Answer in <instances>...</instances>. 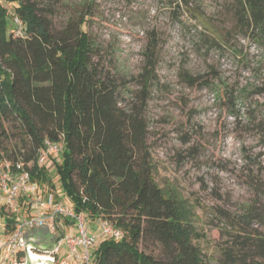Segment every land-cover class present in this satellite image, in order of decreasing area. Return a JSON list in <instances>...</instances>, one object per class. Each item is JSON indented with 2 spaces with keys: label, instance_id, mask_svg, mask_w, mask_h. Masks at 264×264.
Segmentation results:
<instances>
[{
  "label": "trees",
  "instance_id": "trees-1",
  "mask_svg": "<svg viewBox=\"0 0 264 264\" xmlns=\"http://www.w3.org/2000/svg\"><path fill=\"white\" fill-rule=\"evenodd\" d=\"M237 1L241 27L264 48V0ZM11 15L20 19L22 32L11 29ZM50 16L39 0H0V163H22L44 190L55 193L51 162L41 165L38 159L45 140L63 146L61 162L54 163L75 209L121 233L100 241L94 264H264L261 163L246 175L248 203L235 211L209 207L219 220L220 237L213 242L198 223V210L206 205L156 180L144 118L156 76L155 33L137 76L141 104L125 109L119 88L96 61L90 13L61 29ZM212 43L223 46L216 38ZM254 92L263 111L249 120L264 136V85Z\"/></svg>",
  "mask_w": 264,
  "mask_h": 264
},
{
  "label": "rangeland",
  "instance_id": "rangeland-1",
  "mask_svg": "<svg viewBox=\"0 0 264 264\" xmlns=\"http://www.w3.org/2000/svg\"><path fill=\"white\" fill-rule=\"evenodd\" d=\"M57 29L71 18L89 14V33L107 80L121 92L120 106H140L137 76L146 64L145 47L158 37L156 76L151 82L144 118L148 149L159 185L198 198L203 230L218 241L219 223L210 206L237 210L252 192L249 170L264 166V136L250 117L263 109L254 89L264 85V48L241 27L237 0H39ZM7 2H4V4ZM15 16V15H14ZM10 17L11 29L17 25ZM216 38L222 47L213 44ZM62 152L55 159L62 160ZM55 194L75 209L51 161ZM86 217V215H85ZM64 224V222H63ZM68 235L79 227L64 224ZM86 230L108 238L101 221L86 217ZM205 251L215 248L202 243ZM61 259L65 246L61 245Z\"/></svg>",
  "mask_w": 264,
  "mask_h": 264
},
{
  "label": "built area",
  "instance_id": "built-area-1",
  "mask_svg": "<svg viewBox=\"0 0 264 264\" xmlns=\"http://www.w3.org/2000/svg\"><path fill=\"white\" fill-rule=\"evenodd\" d=\"M17 33L22 32L20 19L14 18ZM63 151L58 142L45 140L39 155L41 165L54 161ZM56 160V159H55ZM9 217L12 220L6 221ZM77 225L76 235H68L63 224ZM44 227L55 237L64 231L58 248L43 253L29 249L31 255L48 259L54 264H94L93 250L99 244L98 238L86 230V217L60 201L54 192L44 190L41 182L20 162L3 161L0 163V264H24L27 249L24 233ZM59 228V229H58ZM105 234L119 238L121 233L107 223H102ZM62 243L65 258L61 259Z\"/></svg>",
  "mask_w": 264,
  "mask_h": 264
},
{
  "label": "water",
  "instance_id": "water-1",
  "mask_svg": "<svg viewBox=\"0 0 264 264\" xmlns=\"http://www.w3.org/2000/svg\"><path fill=\"white\" fill-rule=\"evenodd\" d=\"M59 229V228H58ZM60 230V235L55 237L47 228L39 227L30 232L24 233V240L27 249V258L24 264H54L48 259L37 258L29 253V249H35L39 252H52L60 245L61 239L64 236V231Z\"/></svg>",
  "mask_w": 264,
  "mask_h": 264
},
{
  "label": "bare ground",
  "instance_id": "bare-ground-1",
  "mask_svg": "<svg viewBox=\"0 0 264 264\" xmlns=\"http://www.w3.org/2000/svg\"><path fill=\"white\" fill-rule=\"evenodd\" d=\"M35 256V255H34ZM35 257H37V258H40V257H38V256H35ZM42 259V258H41Z\"/></svg>",
  "mask_w": 264,
  "mask_h": 264
}]
</instances>
